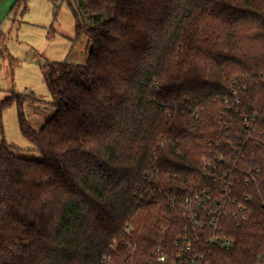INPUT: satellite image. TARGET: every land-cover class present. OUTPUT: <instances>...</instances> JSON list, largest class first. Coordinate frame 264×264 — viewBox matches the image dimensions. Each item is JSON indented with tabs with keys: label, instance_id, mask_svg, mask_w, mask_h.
Masks as SVG:
<instances>
[{
	"label": "trees",
	"instance_id": "1",
	"mask_svg": "<svg viewBox=\"0 0 264 264\" xmlns=\"http://www.w3.org/2000/svg\"><path fill=\"white\" fill-rule=\"evenodd\" d=\"M88 60L52 63L42 161L0 146V264H153L188 237L211 264H264V0H80ZM225 209L217 235L184 202ZM109 260L104 261V257Z\"/></svg>",
	"mask_w": 264,
	"mask_h": 264
},
{
	"label": "rangeland",
	"instance_id": "2",
	"mask_svg": "<svg viewBox=\"0 0 264 264\" xmlns=\"http://www.w3.org/2000/svg\"><path fill=\"white\" fill-rule=\"evenodd\" d=\"M79 1L0 0V106L15 95L39 100L23 109L36 131L55 113L45 80L48 65L88 60L87 35L77 29ZM4 143L21 158L42 161L21 132L16 104L0 113V146Z\"/></svg>",
	"mask_w": 264,
	"mask_h": 264
},
{
	"label": "built area",
	"instance_id": "3",
	"mask_svg": "<svg viewBox=\"0 0 264 264\" xmlns=\"http://www.w3.org/2000/svg\"><path fill=\"white\" fill-rule=\"evenodd\" d=\"M184 205L189 222L194 229L201 227L213 231L208 240L211 245L225 249L231 246V241L217 235L220 228V216L225 205L221 206L211 197L201 195H196L194 198L187 197ZM152 257L153 264H211L204 254L195 249L193 242L188 237L176 241L173 248L158 244ZM107 260L109 257L105 256L104 261Z\"/></svg>",
	"mask_w": 264,
	"mask_h": 264
}]
</instances>
